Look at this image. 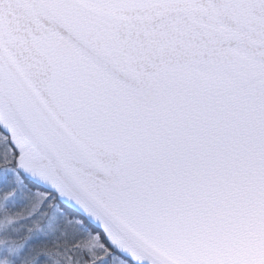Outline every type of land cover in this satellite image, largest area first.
I'll use <instances>...</instances> for the list:
<instances>
[{
    "label": "snow or ice",
    "instance_id": "obj_1",
    "mask_svg": "<svg viewBox=\"0 0 264 264\" xmlns=\"http://www.w3.org/2000/svg\"><path fill=\"white\" fill-rule=\"evenodd\" d=\"M0 264H264V0H0Z\"/></svg>",
    "mask_w": 264,
    "mask_h": 264
}]
</instances>
